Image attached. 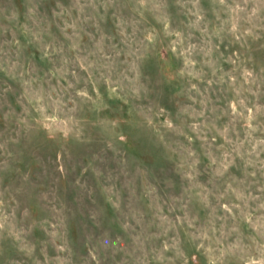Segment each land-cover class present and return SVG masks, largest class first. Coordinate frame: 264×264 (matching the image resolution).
<instances>
[{
	"label": "rangeland",
	"instance_id": "obj_1",
	"mask_svg": "<svg viewBox=\"0 0 264 264\" xmlns=\"http://www.w3.org/2000/svg\"><path fill=\"white\" fill-rule=\"evenodd\" d=\"M0 264H264V0H0Z\"/></svg>",
	"mask_w": 264,
	"mask_h": 264
}]
</instances>
